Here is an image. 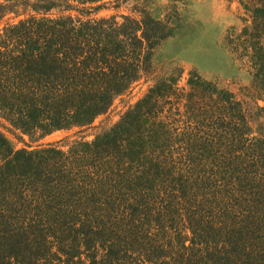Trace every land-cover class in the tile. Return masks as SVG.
<instances>
[{
  "label": "trees",
  "instance_id": "16d2710c",
  "mask_svg": "<svg viewBox=\"0 0 264 264\" xmlns=\"http://www.w3.org/2000/svg\"><path fill=\"white\" fill-rule=\"evenodd\" d=\"M131 0H0V118L37 141L87 128L152 70L167 20ZM237 35L264 101V0ZM156 78L107 131L14 149L0 132V264H264V106L189 72ZM263 118L261 121L260 118ZM255 122V126L253 125Z\"/></svg>",
  "mask_w": 264,
  "mask_h": 264
},
{
  "label": "rangeland",
  "instance_id": "374dc122",
  "mask_svg": "<svg viewBox=\"0 0 264 264\" xmlns=\"http://www.w3.org/2000/svg\"><path fill=\"white\" fill-rule=\"evenodd\" d=\"M135 5L154 19L167 20L169 26L174 28L172 37L163 41L155 50L149 75L142 77L129 94L116 97L109 111L97 117L87 128L60 130L32 141L0 118V132L14 149H34L52 144L67 150L75 140H92L96 134L113 126L129 107L142 98L156 78L180 70L182 73L178 86L185 90L188 88L186 82L189 72H195L217 88L230 91L236 100L249 109L250 114L256 112L257 105L264 106L263 99L252 87L249 63L246 57H240L241 49H238L240 46L236 41L242 28L251 26L250 18H247L238 0H131L116 9L107 3L89 15L70 9L61 13L54 10L51 16L72 15L86 19L115 15L120 19V15H128L141 18L140 13L133 9ZM226 9L234 18L229 17ZM23 18L22 15L14 17L10 14L0 20V29ZM211 74L219 75V78Z\"/></svg>",
  "mask_w": 264,
  "mask_h": 264
},
{
  "label": "water",
  "instance_id": "95a60500",
  "mask_svg": "<svg viewBox=\"0 0 264 264\" xmlns=\"http://www.w3.org/2000/svg\"><path fill=\"white\" fill-rule=\"evenodd\" d=\"M226 13L229 15V17L234 18V16H233L232 13L229 11V9H228V10L226 9ZM211 75L215 76V78H219V77H218L219 75H216V74H211Z\"/></svg>",
  "mask_w": 264,
  "mask_h": 264
}]
</instances>
